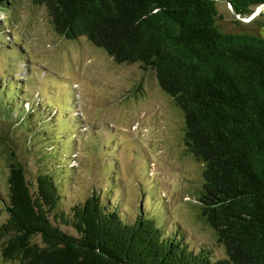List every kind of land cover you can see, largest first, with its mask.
Instances as JSON below:
<instances>
[{
    "label": "trees",
    "instance_id": "16d2710c",
    "mask_svg": "<svg viewBox=\"0 0 264 264\" xmlns=\"http://www.w3.org/2000/svg\"><path fill=\"white\" fill-rule=\"evenodd\" d=\"M17 1L0 0V11ZM216 1L31 0L46 9L58 34L72 40L84 36L117 63H136L154 74L160 89L182 112L186 150L202 166V185L193 196L197 217L211 229L224 257L214 258L206 247L195 250L178 229L168 233L141 209L134 219H127L93 190L63 209L55 176L43 171L31 184L23 165L3 146L9 154L8 201L2 205L7 217L0 225L5 260L264 264V37L221 31ZM225 1L242 18L264 4ZM8 88L1 102L12 110L11 101L17 97ZM20 111L24 116L15 120L5 111L0 118L13 120L20 130L33 128L45 150L53 148L49 154H55L44 136L50 130L42 127L44 118L27 124L29 116L21 107ZM29 136L32 143L33 134ZM37 153L48 155L41 149Z\"/></svg>",
    "mask_w": 264,
    "mask_h": 264
},
{
    "label": "rangeland",
    "instance_id": "374dc122",
    "mask_svg": "<svg viewBox=\"0 0 264 264\" xmlns=\"http://www.w3.org/2000/svg\"><path fill=\"white\" fill-rule=\"evenodd\" d=\"M216 9L221 31L264 37V4L247 18L220 0ZM0 82V113L15 120L24 116L21 107L27 124L44 118L42 127L50 129L44 136L56 150L50 155L53 148L45 150L33 128L20 130L0 118V225L7 217V146L31 184L40 172L55 176L63 209L93 190L127 219L141 209L168 233L178 229L195 250L206 247L214 258L224 257L197 217L193 196L202 185V166L186 150L182 112L151 71L117 63L84 36L65 38L52 28L43 6L19 0L0 11ZM6 88L17 97L7 99L12 110L1 102ZM57 137L60 142H53ZM1 244L0 235V264H16L3 258Z\"/></svg>",
    "mask_w": 264,
    "mask_h": 264
},
{
    "label": "water",
    "instance_id": "95a60500",
    "mask_svg": "<svg viewBox=\"0 0 264 264\" xmlns=\"http://www.w3.org/2000/svg\"><path fill=\"white\" fill-rule=\"evenodd\" d=\"M220 1H223V2H226L225 0H220ZM227 3V2H226ZM228 4V6L230 7V9L232 10V13L234 14V15H236V16H238L237 14H236V12L234 11V9L232 8V6L229 4V3H227ZM244 21V20H243ZM245 21H247V20H245Z\"/></svg>",
    "mask_w": 264,
    "mask_h": 264
}]
</instances>
